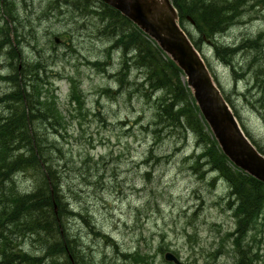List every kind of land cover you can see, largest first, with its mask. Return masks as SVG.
I'll use <instances>...</instances> for the list:
<instances>
[{"label":"rangeland","instance_id":"1","mask_svg":"<svg viewBox=\"0 0 264 264\" xmlns=\"http://www.w3.org/2000/svg\"><path fill=\"white\" fill-rule=\"evenodd\" d=\"M8 1L15 11L20 58L12 61L0 34V75H10L16 67L22 71L39 60L46 66L41 78L63 118L60 126L48 127L47 146L60 178L62 200L82 216L67 221L86 260L169 264L165 254L172 252L183 264H236L239 254L227 235L236 228L226 207L227 183L205 166L203 146L193 133L166 130L155 142L152 130L161 92L142 86L143 71L135 67L124 83L119 81L122 53L98 37L97 17L84 19L67 4L69 0ZM243 8L248 9L217 40L202 43V53L244 131L264 150V110L257 102L264 83V3L251 0ZM187 28L197 34L193 25ZM249 38L257 43L260 39L257 48L235 54L231 66L215 53L217 43L241 47ZM97 61L103 64L101 69ZM69 78L80 85L82 111L70 101ZM12 91V85L0 80V97ZM199 160L195 174L191 165ZM29 174L15 178L21 191L34 187ZM13 239L29 254L44 255L37 236ZM243 246L252 264H264V235L251 230ZM136 253L145 262L123 256ZM56 261L65 264L64 259Z\"/></svg>","mask_w":264,"mask_h":264},{"label":"trees","instance_id":"2","mask_svg":"<svg viewBox=\"0 0 264 264\" xmlns=\"http://www.w3.org/2000/svg\"><path fill=\"white\" fill-rule=\"evenodd\" d=\"M249 1L172 0L179 13L180 25L201 54L202 43L217 40L218 35L234 25L248 9L243 7ZM254 1L256 4L264 3V0ZM67 4L84 19L89 15L97 17L98 37L104 39L111 49L122 53L119 81L124 83L135 67L143 71L142 86L152 92H161L154 115L156 128L152 130L155 142L167 130L193 133L198 143L202 144L205 166L226 179L231 187L230 194L238 202L235 211L238 227L229 236L239 254L236 264H252L253 258H249V252L245 251L243 245L251 230L257 235H264V183L238 170L222 153L182 78V71L153 40L120 12L99 0H69ZM14 14L13 2L0 0V20L6 26L0 28V34L9 47L11 58L20 43ZM188 25H193L197 34L193 35ZM217 44L215 53L231 66L232 55L239 47L228 49ZM34 63L37 64H26L22 71L16 67L12 74L0 75V80L13 87L12 92L0 97V264H46L49 261L59 264L57 259H64L65 264H87L79 238L71 234L67 221L70 217L82 216L62 200L60 178L47 146L49 138L46 131L49 126L54 129L55 125L62 124V113L54 95L45 89L48 83L41 78L46 66L41 60ZM95 65L100 69L103 66L100 61ZM208 66L211 69L210 64ZM69 79L72 101L82 111L80 85L74 78ZM260 89L262 95L257 102L264 110V83ZM257 148L264 155V150ZM150 158L149 155L146 161ZM199 167L200 160L191 165L195 174ZM28 171L34 179V187L21 191L15 178ZM28 234L37 236L42 242V257L29 254L21 248L19 241L14 242V236L17 240ZM95 234L112 241L107 234ZM160 250L163 251V248ZM123 256L145 262L138 253ZM255 258L259 259V255L255 254Z\"/></svg>","mask_w":264,"mask_h":264},{"label":"water","instance_id":"3","mask_svg":"<svg viewBox=\"0 0 264 264\" xmlns=\"http://www.w3.org/2000/svg\"><path fill=\"white\" fill-rule=\"evenodd\" d=\"M154 39L180 68L224 155L239 169L264 183V156L247 138L198 50L178 24L171 0H101ZM59 42V39H56ZM166 260L181 264L168 253Z\"/></svg>","mask_w":264,"mask_h":264},{"label":"bare ground","instance_id":"4","mask_svg":"<svg viewBox=\"0 0 264 264\" xmlns=\"http://www.w3.org/2000/svg\"><path fill=\"white\" fill-rule=\"evenodd\" d=\"M249 39H251V40H246L245 41V43H243V45L241 46V47H239V50L236 52V55L237 54H240L244 49H248V50H251V51H254V49H256L257 48V45H258V43L260 42V39L258 38V43L257 42H254L255 40H252V38H249ZM228 49L229 48H231V47H227ZM226 50V49H225ZM17 50H15L14 51V55H11L12 56V61L13 60H18L20 57H18L19 56V54H17ZM232 56H235V54H233ZM11 61V62H12ZM209 72H210V74H211V76L212 77H214V73H213V71L210 69L209 70ZM220 90H221V93H222V95H223V97H224V99L226 100V102L229 104V107H230V110L232 111V113H233V115H234V117L236 118V120L238 121V124H239V126L241 127V129H243V127H242V124L240 123V121H239V116H238V114H237V110H236V108H235V106L233 105V103L231 102V100L228 98V96L222 91V89H221V87H220ZM208 125V124H207ZM254 147H259L256 143L254 144ZM229 160V159H228ZM238 170H240V171H242V172H244L242 169H238ZM218 174H220V173H218ZM223 179V178H222ZM226 183H227V186L229 187V194H230V189H231V187H230V184L226 181V179H223ZM237 205H238V202H237V199H236V197L235 196H233V195H229V197H228V203H227V209L228 210H230V211H232V213H233V216H234V218H235V220H236V228L238 227V217H236L235 216V211H236V208H237ZM236 228L234 229V231L236 230ZM234 231H232V232H230V233H228L227 235H228V238H229V236L234 232ZM234 247V246H233ZM234 249H235V247H234ZM87 264H91L89 261H87L86 262ZM80 264H85V262H80ZM175 264V263H174Z\"/></svg>","mask_w":264,"mask_h":264}]
</instances>
